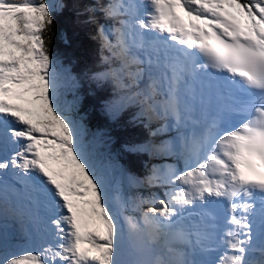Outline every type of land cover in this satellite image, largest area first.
Here are the masks:
<instances>
[{
	"label": "snow or ice",
	"instance_id": "1",
	"mask_svg": "<svg viewBox=\"0 0 264 264\" xmlns=\"http://www.w3.org/2000/svg\"><path fill=\"white\" fill-rule=\"evenodd\" d=\"M64 7L0 0V264H264V0L84 9L109 65L91 79L163 121L152 136L175 132L130 149L176 160L130 178L163 189L134 198L114 197L110 161L65 99L77 80L52 52Z\"/></svg>",
	"mask_w": 264,
	"mask_h": 264
},
{
	"label": "trees",
	"instance_id": "2",
	"mask_svg": "<svg viewBox=\"0 0 264 264\" xmlns=\"http://www.w3.org/2000/svg\"><path fill=\"white\" fill-rule=\"evenodd\" d=\"M61 2L66 7L54 13L56 30L52 52L60 58L64 67L71 69L77 80L76 87L65 94V99L75 103L76 115L82 119L89 136L98 141L99 151L116 163L129 178L144 180L152 167L153 156L145 151L130 149L144 145L145 136L156 145L161 138L151 135L146 118H136L140 111L138 106L125 105L122 108L120 102L113 100L115 94L121 93L113 82L101 84L91 79L93 73L105 71L109 66L103 62L101 46L96 42L97 24L90 23V13L84 11L96 0ZM95 15L98 23L105 19L102 13ZM103 55L109 53L104 51ZM111 66L118 67V64L114 62ZM135 194L137 196L138 192Z\"/></svg>",
	"mask_w": 264,
	"mask_h": 264
},
{
	"label": "rangeland",
	"instance_id": "3",
	"mask_svg": "<svg viewBox=\"0 0 264 264\" xmlns=\"http://www.w3.org/2000/svg\"><path fill=\"white\" fill-rule=\"evenodd\" d=\"M106 20L104 19L102 21L103 24H105ZM113 22V21H112ZM98 41V39H96V42ZM100 43V41H99ZM101 45V43H100ZM148 123V120H147ZM156 126V124L154 122H152L151 124H147L148 127V131H150V133L152 131H154V127ZM150 136V134H149ZM175 136V132L174 131H169L167 133V137L165 139L164 142L170 141L173 139V137ZM156 137V136H154ZM160 140H162V137ZM143 142H146V145H151L153 144L150 139L145 136L143 138ZM98 144V141H97ZM156 144V143H155ZM98 149H99V144H98ZM151 155L153 156V162H152V166L156 165V166H162V165H166V164H174L175 161L172 158V156H166L163 154H157L154 153L153 151H151ZM111 167L109 170L110 173V180L113 186V195L114 197H125V198H134L136 196L135 193L141 191V190H145L144 188H135L133 185L134 183L130 182V178L125 174V172L114 162L110 161ZM151 169L152 167H150L148 169V175H150L151 173ZM142 180V179H141ZM118 189V192L116 191ZM141 189V190H140ZM152 190H154L153 192H148L147 193V197L150 196L151 194H160L161 196L163 195L162 191L163 189L159 188V187H152ZM114 204H116L117 206L119 205V201L117 199L114 198ZM147 205H145V210L147 209ZM125 215H139L138 213H133L130 210H126L125 211ZM17 225L13 224L12 227H10L8 229L9 233L12 234L13 239L18 238L19 234L17 232Z\"/></svg>",
	"mask_w": 264,
	"mask_h": 264
},
{
	"label": "bare ground",
	"instance_id": "4",
	"mask_svg": "<svg viewBox=\"0 0 264 264\" xmlns=\"http://www.w3.org/2000/svg\"><path fill=\"white\" fill-rule=\"evenodd\" d=\"M99 18H100V17H99ZM105 20H106V19H105ZM110 23H113V22H111V21H107V20H106V22H105V24H106V25H109V26H110ZM99 24H103L102 21H100ZM108 67H109V66H108ZM107 69H108V68H107ZM10 223H11V222H10Z\"/></svg>",
	"mask_w": 264,
	"mask_h": 264
}]
</instances>
